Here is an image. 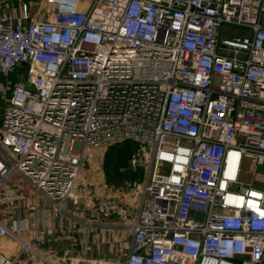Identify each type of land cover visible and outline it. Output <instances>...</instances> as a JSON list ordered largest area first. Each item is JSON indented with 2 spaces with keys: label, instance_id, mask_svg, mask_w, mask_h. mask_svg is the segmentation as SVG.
<instances>
[{
  "label": "built area",
  "instance_id": "obj_1",
  "mask_svg": "<svg viewBox=\"0 0 264 264\" xmlns=\"http://www.w3.org/2000/svg\"><path fill=\"white\" fill-rule=\"evenodd\" d=\"M18 1L0 0V191L67 214L85 151L132 140L130 247L91 264H264V0ZM22 231L0 221L20 245L0 264H56Z\"/></svg>",
  "mask_w": 264,
  "mask_h": 264
},
{
  "label": "crops",
  "instance_id": "obj_2",
  "mask_svg": "<svg viewBox=\"0 0 264 264\" xmlns=\"http://www.w3.org/2000/svg\"><path fill=\"white\" fill-rule=\"evenodd\" d=\"M86 8L87 4H83ZM5 80L0 76V83ZM10 92L0 91V126L7 99ZM3 99H2V98ZM4 103L5 105H1ZM84 157L79 185L76 193L80 197V207L68 200V213L56 215L43 199L29 187L28 184H17L9 181L0 191V221L11 228L15 222L26 220L29 231H22L20 236L31 244H40L46 252L54 256L48 260L56 264H65V256H73L85 261L80 264H91L92 261L107 259L106 256L122 257L130 247V234L127 224L131 222L126 216L128 204L133 202L125 197L119 200L117 188L119 185L109 184L105 169V151L100 153L95 148H88ZM102 211L101 223L87 225L83 221L92 219L91 205ZM139 204V203H138ZM139 206V205H138ZM137 213V212H136ZM135 213V215H136ZM134 215V216H135ZM43 236L44 241H40ZM20 245L7 236L0 242V252L13 257ZM35 248V246L33 245ZM37 251V249L35 248ZM23 264H39V257L33 253L27 254ZM48 263L44 260L41 264Z\"/></svg>",
  "mask_w": 264,
  "mask_h": 264
},
{
  "label": "trees",
  "instance_id": "obj_3",
  "mask_svg": "<svg viewBox=\"0 0 264 264\" xmlns=\"http://www.w3.org/2000/svg\"><path fill=\"white\" fill-rule=\"evenodd\" d=\"M140 147V143L132 140L109 146L105 155V169L109 184L120 185L126 179H138L143 176V168L140 167L137 171L128 168L129 160Z\"/></svg>",
  "mask_w": 264,
  "mask_h": 264
},
{
  "label": "rangeland",
  "instance_id": "obj_4",
  "mask_svg": "<svg viewBox=\"0 0 264 264\" xmlns=\"http://www.w3.org/2000/svg\"><path fill=\"white\" fill-rule=\"evenodd\" d=\"M27 1H29V3L33 6V4L35 2H36V5H37L41 0H27ZM13 2L15 4V6H18V2H19L18 0H13ZM1 105H5V104L2 103ZM108 148H95V149L99 150L100 153L101 152L103 153L105 151V155H106V152H107ZM87 151L88 150L85 151V154H88ZM250 166H251L250 161L246 160L245 161V165H244L245 169H250ZM162 172H165L164 168L162 169ZM127 177H130V176H127ZM242 179L245 180V181L249 180V175L248 174H243L242 175ZM138 205H139L138 203H136V204L133 203V205H131V203L128 204L127 209H126L127 210L126 211V216L128 218L130 217V220L134 218L135 213L138 211ZM98 223L100 224L101 221H98ZM33 245L35 246V248L37 249L38 252H41V253L45 254V256L48 257V258L55 259L54 256H52L50 253L46 252V250L40 244H34L33 243ZM106 258L107 259H112L111 257H108V256H106ZM118 259L119 258L114 257V260H118ZM39 262H40L39 264H41L40 258H39ZM45 264H50V263H45Z\"/></svg>",
  "mask_w": 264,
  "mask_h": 264
}]
</instances>
